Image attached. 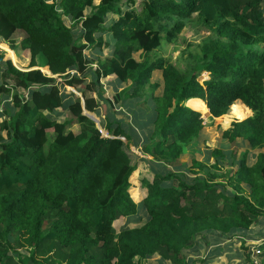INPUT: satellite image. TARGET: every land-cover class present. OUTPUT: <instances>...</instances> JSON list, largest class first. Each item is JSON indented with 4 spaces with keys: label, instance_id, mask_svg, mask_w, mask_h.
Masks as SVG:
<instances>
[{
    "label": "trees",
    "instance_id": "16d2710c",
    "mask_svg": "<svg viewBox=\"0 0 264 264\" xmlns=\"http://www.w3.org/2000/svg\"><path fill=\"white\" fill-rule=\"evenodd\" d=\"M139 1L0 0V39L29 54L19 69L0 43L9 58L0 50V93L16 89L0 109V264H144L153 256L161 264H252L249 238L264 237V0ZM196 22L209 33L180 52L182 65L152 58L162 39L172 42ZM104 45L111 53L92 67L86 52ZM111 74L128 84L106 100L109 112L122 98L154 103L148 132L135 142L152 157L139 158L152 178L138 180L145 190L138 200L134 174L130 179L138 156L121 138L135 127L109 113L102 136L83 113L98 115L97 99L86 92H97ZM81 84L83 103L60 90ZM236 100L252 114L243 105L232 118L240 120L219 131L258 149L255 162L248 164L245 150L230 159L235 170L227 164L220 172L229 157L214 147L213 163L191 160L202 173L178 170L186 149L204 143L201 113L224 119ZM60 110L70 117L60 121ZM120 217L140 224L116 231ZM217 252L223 262L207 261ZM256 255L263 259L264 249Z\"/></svg>",
    "mask_w": 264,
    "mask_h": 264
},
{
    "label": "rangeland",
    "instance_id": "374dc122",
    "mask_svg": "<svg viewBox=\"0 0 264 264\" xmlns=\"http://www.w3.org/2000/svg\"><path fill=\"white\" fill-rule=\"evenodd\" d=\"M139 2H140L139 0H136V5H139ZM208 33H209V30L206 29L200 23L196 22V23L188 24L181 30V32L179 33V36L176 40H174L172 42H168L166 39H162L160 47H158L157 49H155L154 51L151 52L152 58L167 59L170 62H172L173 64L182 65V62L179 60L180 52L183 51L187 47L188 43L191 44L190 50H194L196 48V44L200 41V37H203V36L207 35ZM21 37H22V34L19 31L14 35V39L17 42L20 41ZM0 43H4L9 49H11L9 47V44H7L6 42H4L1 39H0ZM108 48L110 50V47H108ZM0 50L3 51L4 60L9 59L7 57L6 49H2L0 47ZM107 51H108L107 48L102 49V52L100 50L101 53H99L100 55L98 57L96 56V59L94 56L95 61L93 62L92 67H96V66L99 67V63L103 62L108 57L109 51L108 52ZM17 52L19 54L22 53L23 55H25L27 57V60H28L29 54L27 51L24 52L21 49H17L16 52L14 51V53H17ZM139 52H134V54H133L134 57L139 59L140 55H141ZM93 54H95V53H92L91 51L86 52V55H93ZM16 57H15V59H16L17 63L14 64L13 61H12V63L15 66H17L19 69L21 68L22 70H24L25 66H27V65H22L23 60H22V58L19 57L18 54H16ZM37 60L39 63H42V61H44L43 57H41V56L38 57ZM40 67H42V71L44 73H46L50 76H54L58 79L57 75L51 74L49 68L46 65H41ZM156 77H157V73L153 74L152 80L156 79ZM112 78H113V76H108V77L99 81V86H98L97 92H95V96H94L97 99L98 104H99L97 111H100L101 116H103L104 113H105L104 116H106V115L112 116V115H109V113L115 114V113L121 112L120 114L123 113V114L130 116L129 121L135 127V131L137 129L141 130L143 127L146 128L147 126H145V125L147 124V121L149 119V117L146 115V113L154 108V103H153L151 98L148 100H145V97L143 96L138 107L137 106L133 107V105H126L125 104L124 106L123 105L116 106L112 111L109 112V108H108V104H107L106 100H111V99H109V98H111V96H109V93H110L109 83H110V81L111 82L113 81ZM204 78H206V76H203V75L199 76V80H202ZM158 85H159V83H158ZM83 87H84L83 84L77 85V86H72V85L60 86V90L65 89V91L68 92V96H70L72 98L77 96L81 100L83 98V96H82ZM15 91H16V89L12 88V90L9 94L4 95L3 93H0V109L1 110L4 109L6 106L11 105V96H12V93H14ZM20 91H22V90H20ZM86 95L93 96L94 93L88 91V92H86ZM242 108H243V105L241 103L234 102L233 108L227 112L224 119H223V116H221V117H217V118H212V120H210L211 117L204 116L203 113H201V117L203 118L205 125H206V123H208V121H211L210 122L211 124L208 126L209 127L211 126L212 128H209V130H210V133H215L214 129H216V126H218V125L226 126L227 123L229 124L232 121L231 119L233 117H238L241 114ZM104 110H105V112H104ZM90 113H89V115H91V118L93 119L95 124L97 123L96 127L99 129L101 135L105 136V134H107V132H106V129L104 128V126L102 125L103 123H101L102 121L100 120V117H98L96 115V117L98 118V120H97L94 116V113L93 112H90ZM68 117H70V114L68 113V111H65V110L61 111L60 110L59 116L57 118H59V120L62 121L64 119H68ZM100 125H102V126H100ZM70 128L74 129V131H77L76 126L74 127L73 125H71ZM127 134L131 135L132 138L131 137H128V138L122 137V138L130 145V147L133 151L137 152L138 147L135 148L134 146H135V142L137 140H139L140 138L137 135H134V131H129V132H127ZM47 135L49 138L52 137V135H53L52 129L47 130ZM205 146L208 148L212 147L208 143H206ZM187 150H188V148L186 149V151ZM186 151H185V153H186ZM178 164L180 166H182V162L180 161V159L178 160ZM141 173L142 172L141 171L139 172L138 169H135V171L133 173L135 179H133L132 182L135 183L136 186H138V187L134 186V190H136L138 188V191H139L141 189L138 185L139 182L137 181L138 176H140L139 179L142 177ZM150 177L151 176H149V178ZM132 187H133V184H132ZM136 193H134V194H136ZM132 195H133V193H132ZM260 222L261 221H259V223ZM127 224L129 226H138L140 223H135V222H133V220H131V219L128 220V218H125V217H120L114 221V226L116 227L117 230H120L121 228H123V226H125ZM256 226L257 225L255 224L252 227H256ZM258 226H261V225H258ZM223 239L224 238H219L218 241L220 242ZM249 239H251V240H249V241H251V242H249V243H251L249 245V251L251 252L252 257L256 259L257 255H256L255 247H254L255 245H253L254 242H252V241H255L257 239L256 238L255 239L249 238ZM233 248L235 249L236 246ZM144 264H161V263H159L158 258L156 256H153V257L147 259L146 263L144 261Z\"/></svg>",
    "mask_w": 264,
    "mask_h": 264
},
{
    "label": "crops",
    "instance_id": "0c3cea01",
    "mask_svg": "<svg viewBox=\"0 0 264 264\" xmlns=\"http://www.w3.org/2000/svg\"><path fill=\"white\" fill-rule=\"evenodd\" d=\"M106 37V36H105ZM108 47H110V50H111V46H108ZM107 46H102V49H108V51H109V54L111 53L110 52V50H109V48H108ZM102 49H101V52H102ZM88 51H90V50H88ZM107 51V52H108ZM13 53H14V51H12ZM25 52V51H24ZM91 52L92 53H95V54H93V55H91V56H93V58H94V56H95V59H96V56L98 57L100 54L99 53H101L100 52V49H96V50H91ZM16 54H18L19 55V57L20 58H22V60H23V62H22V65H28V60H27V57L25 56V55H23L22 53L21 54H19L18 52L17 53H14V55H15V57H16ZM17 58V57H16ZM95 59H94V61H95ZM11 60V59H10ZM17 67V66H16ZM35 67H38V68H40V70L42 71V67H40V66H35ZM45 67V66H44ZM21 69V68H20ZM25 69H26V67H25ZM108 76H113V78H112V82L110 81V83H109V86H110V93H109V96H111V98H109V99H112V97H113V94L114 93H116V92H118V91H120L124 86H126V84H128V83H121V82H119L116 78H115V76L113 75V74H111V75H107L106 77H108ZM106 77H104V78H106ZM104 78H102V79H104ZM102 79H100V80H102ZM154 80H156V81H158L159 82V77H158V75H157V77H156V79H154ZM160 85V84H159ZM161 86V85H160ZM92 93H94V95L93 96H95V92H92ZM155 94L156 95H159L160 94V88H159V86H158V88L155 90ZM122 99H124L122 102H121V105H133V107H135V106H137L138 107V105H139V103H140V101L142 100V98H136V99H125V98H122ZM200 99V98H199ZM203 101V100H202ZM81 102L83 103V98L81 99ZM145 102V101H144ZM187 102V101H186ZM204 102V101H203ZM235 102H238V103H241L242 105H244L240 100H236ZM121 105H116V106H121ZM245 106V105H244ZM115 108V107H114ZM245 108L248 110V115L246 116V117H248V116H250L252 113H251V111L245 106ZM84 112H86V113H90V112H88V111H86L85 109H83V113ZM104 112H105V110H104ZM121 113V112H120ZM120 113H115V118H123L124 120L125 119H127L128 121H129V119H130V116H128V115H126V114H120ZM105 114V113H104ZM104 114H103V116H101L100 115V111H98V117H100V120L102 121L101 123H103L102 125H104V119H105V116H104ZM146 115H148V113H146ZM225 115V114H224ZM94 116H95V118L98 120V118L96 117V114L94 113ZM221 116H223V115H221ZM221 116H219V117H221ZM209 117H211V119L210 120H212V118H217V117H212L211 116V114L209 115ZM234 120H240V119H232V121H234ZM231 121V122H232ZM130 122V121H129ZM211 121H208V123H206V126H205V128H204V131H203V137H204V143H203V141H200V142H198V143H194V144H192V145H190L189 147H188V150L186 151V153H184V154H182L181 156H180V161L182 162V166H179L178 167V170H182V172H184V173H186V174H188V175H190V176H192L193 174V172H196V173H202V171L200 170V169H198V168H196V167H191L190 166V163H191V160L192 159H196V160H198V161H202V162H204V163H206V164H211V163H213V161H214V159H213V157L210 155V154H208V151H210V149L211 148H214V147H220L221 148V150L223 151V153H226L227 155V157H229V159H227L228 160V163H226V162H224V166H222V168H221V170H220V172H224L225 171V169H226V166H227V164L229 165V167H230V169H231V171H233V170H235V168H236V159L237 158H239V155L241 154V153H243L245 150H247L248 151V154H247V161H248V164H253L254 162H255V158H254V156H255V153H257L259 150L258 149H249L248 148V145L246 144V142L244 141V140H242L241 138H236V140H235V142H233V143H230L226 138H223V137H221V132L219 131V127H221V129H226L227 127H229V125H230V123L229 124H227L226 126H220V125H218V126H216V129H214V131H215V133H210V130H209V128H212L211 126L209 127L208 125H210L211 123H210ZM97 124V123H96ZM221 124V123H220ZM74 127L76 126V130L78 131V125L77 124H72ZM102 125H100V126H102ZM146 128H148V127H146ZM146 128H142L141 130H139V129H137L135 132H134V135H137L139 138H140V140L142 139V137H141V134L143 133V135L144 134H146L147 132H148V129H146ZM73 131H74V129H72ZM77 131H74V132H77ZM107 132V131H106ZM131 137V136H130ZM122 138V137H121ZM132 138V137H131ZM130 138V139H131ZM123 139V138H122ZM124 140V139H123ZM125 141V140H124ZM125 143H127L126 141H125ZM206 143H208L209 145H211L212 147H206L205 145H206ZM127 145H128V147H129V149L132 151V152H134L137 156H138V158L136 159V160H134V162H136V168L135 169H138V171L140 172H142L141 174H142V177L140 178V179H142V178H145V179H147V180H151V178H152V170H151V168L149 167V164L148 163H144V162H142V160H140L139 158H141V159H147V160H151L152 159V157L151 156H149V155H146V154H144V153H142V151H141V148H140V146H138V145H136L135 144V148H137L138 147V151L137 152H135V151H133L132 149H131V147H130V145L127 143ZM233 148H235V149H233ZM232 149H233V151H235V153H232ZM230 159H234L236 162H235V164H234V166L232 165H230ZM171 168V167H170ZM176 167H173V169H175ZM135 169H134V171H135ZM134 171L132 172V174H131V176H130V179H131V177H132V175H133V173H134ZM149 176H151L150 178H149ZM139 177L140 176H138L137 177V181L139 180ZM217 180H219L222 184H225V186H226V188L230 191V192H233V188H232V186L228 183V180L225 178V177H219V178H217ZM139 182V181H138ZM139 185V184H138ZM140 187V186H139ZM141 188V187H140ZM248 191H249V189H245V192H246V194L248 193ZM145 194V190L144 189H140L136 194H133V197H134V199L135 200H138L139 199V197H141V196H143ZM128 225V224H127ZM126 226V225H125ZM129 226V225H128ZM115 227V226H114ZM124 227V226H123ZM115 229H116V227H115ZM116 231H119V230H117L116 229ZM224 241H226L225 239H223V240H221L220 242H218V244H216V245H218V246H223L226 242H224ZM222 244V245H221ZM212 247H216V246H212ZM189 252H191L190 250H189ZM193 256H195V255H188V259H189V257H193ZM252 256V255H251ZM157 257V256H156ZM225 259V255L224 254H218V252L216 253V254H214V256L212 255L211 257H209V259L207 260V261H209V262H212V263H216V262H219V261H222L223 262V260ZM206 261V262H207ZM251 261H252V264H263L264 262V258L262 259V258H259V257H256V259L255 258H253V257H251ZM243 264H245V263H243ZM250 264H251V262H250Z\"/></svg>",
    "mask_w": 264,
    "mask_h": 264
},
{
    "label": "built area",
    "instance_id": "2783aa9c",
    "mask_svg": "<svg viewBox=\"0 0 264 264\" xmlns=\"http://www.w3.org/2000/svg\"><path fill=\"white\" fill-rule=\"evenodd\" d=\"M105 136H107V134H105ZM253 245H255L254 247L256 250V254L259 253L260 251H262V249H264V237L258 238L257 240H255Z\"/></svg>",
    "mask_w": 264,
    "mask_h": 264
},
{
    "label": "water",
    "instance_id": "95a60500",
    "mask_svg": "<svg viewBox=\"0 0 264 264\" xmlns=\"http://www.w3.org/2000/svg\"><path fill=\"white\" fill-rule=\"evenodd\" d=\"M84 114L91 118V115H89L88 113L84 112ZM91 119H92V118H91ZM92 120H93V119H92Z\"/></svg>",
    "mask_w": 264,
    "mask_h": 264
}]
</instances>
